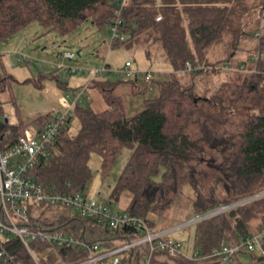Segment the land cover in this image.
I'll return each mask as SVG.
<instances>
[{
	"label": "trees",
	"instance_id": "1",
	"mask_svg": "<svg viewBox=\"0 0 264 264\" xmlns=\"http://www.w3.org/2000/svg\"><path fill=\"white\" fill-rule=\"evenodd\" d=\"M262 7L264 0H127L124 5L122 0H0V45L34 22L67 37L87 21L103 29L120 19L123 39H113L112 47L144 44L149 56L153 50L161 51L174 68L169 77L154 78L153 87L141 84L142 74L128 77L138 92H158L133 115L127 114L121 98L110 97L115 86L100 82L106 88L108 108L95 111L77 103L26 177L48 192H87L94 180L92 157L102 159L100 173L105 180L128 149L127 163L106 204L119 202L129 191L124 212L143 219L150 228L151 215H164L187 186L195 195L191 216L263 193L264 19L257 16ZM228 39L233 48L253 39L257 45L252 54L231 58L220 68L209 53ZM235 55L236 51L230 57ZM188 62L195 70H187ZM255 67L257 72L248 71ZM222 72L211 94L198 92L199 78ZM45 76L40 73V79ZM7 78L2 71L0 91ZM58 115L53 111L39 115L34 120L37 131ZM74 118L78 129L72 134ZM27 129V123L2 120V145H16ZM25 205L35 224L63 229L103 248L143 236L136 227L114 229L104 220L71 215L64 206L34 201ZM45 206L52 212H39ZM262 230L264 196L195 223L192 255L159 252L155 264H220L221 257L213 255L216 250ZM34 247L41 264H55L60 256L75 262L81 253L78 245L51 249L35 243ZM149 248L142 245L123 255L122 264H143ZM0 253V264H36L14 235H0ZM245 256L253 255L241 249L232 263L264 264L259 252L251 260Z\"/></svg>",
	"mask_w": 264,
	"mask_h": 264
},
{
	"label": "rangeland",
	"instance_id": "2",
	"mask_svg": "<svg viewBox=\"0 0 264 264\" xmlns=\"http://www.w3.org/2000/svg\"><path fill=\"white\" fill-rule=\"evenodd\" d=\"M257 12L259 19H264V7L258 9ZM244 44L241 42L233 48L228 39L210 50V61L224 68L229 59L234 60L252 54L255 51L257 40L246 41ZM234 51L236 55L230 57ZM0 52L2 54L0 69L8 77L6 85L0 91V103L4 114L7 115L11 124L27 123L34 133L37 131L34 120L49 111L66 113L72 106L76 91L84 92L80 102L83 105L95 111L108 108L103 95L106 88L100 83L103 81H108L110 85L115 86L110 97L121 98L128 115L142 110L144 100L156 96L158 92L154 89L138 92L128 81V75L120 74V70L126 67L127 61L132 63V71L142 73L152 71L157 80L167 78L170 73L174 72L173 66L164 53L153 50L152 55L149 56L144 44L123 43L112 47L110 28L101 29L91 20L85 22L67 37L48 32L41 24L34 22L3 42L0 45ZM66 52L74 53L75 57L65 58L63 55ZM18 55L21 57L20 61H18ZM106 65H109L112 71L97 72V70H103ZM73 68L82 71H72ZM41 72L47 76L40 79ZM222 76H224L223 72L217 75L209 74L203 81L199 78L198 92L211 94L220 83ZM140 81L141 84H149L150 87L154 85H150V82L146 83L143 75ZM109 84L105 83L106 86ZM77 129L78 121L74 118L71 127L72 134H75ZM129 154L128 149L123 151L111 175L105 180L101 173H98V168L92 165L94 180L88 191L100 202L106 204L109 200ZM160 177L161 175H158L157 179H161ZM186 189H191L194 193L189 186ZM130 198L131 193L125 191L119 202L112 200L109 206L115 212H124ZM41 210L47 214L52 212L48 206L40 209L39 212ZM70 214L73 215L75 212L70 211ZM194 225L179 230L180 233H178L183 243L182 252L188 256L192 255L193 251Z\"/></svg>",
	"mask_w": 264,
	"mask_h": 264
},
{
	"label": "built area",
	"instance_id": "3",
	"mask_svg": "<svg viewBox=\"0 0 264 264\" xmlns=\"http://www.w3.org/2000/svg\"><path fill=\"white\" fill-rule=\"evenodd\" d=\"M126 3L127 0H122V5ZM160 19L161 17H158V20ZM121 23L122 21L117 19L110 27L112 40L116 38L123 39L119 31ZM63 56L72 59L75 54L66 52ZM17 58L18 61L21 60L20 55ZM131 66L132 63L127 61L126 67L120 70V74L134 77L136 73H139L148 82L154 80L155 75L152 71L145 73L132 71ZM109 69L111 70V68L107 69L105 67L103 70H97V72L101 73ZM187 70H195L190 62L187 63ZM72 71L81 72L82 70L73 68ZM248 71L257 72V68ZM1 75L2 70L0 69V77ZM83 95V91H76L72 106L66 113H59L57 118L48 122L40 131L34 133L27 129L16 145L5 147L0 140V235L9 234L18 237L28 249L36 264H41V261L35 250V243L45 245V247L51 249L69 248L72 245L79 246L78 249L81 252L79 260L68 262L66 258L60 256L55 264H122L123 255L133 252L142 245H149L150 247L144 257L143 264H155L159 252H167L170 255L183 253L182 242L168 236L170 230L153 231L143 219L130 216L125 212L113 211L110 206L91 196L88 191L48 192L41 184L26 177L29 168L36 163L41 154L45 153L46 145L56 137L67 117L72 114L73 107L81 102V96ZM7 118V115L1 109L0 103V122ZM263 196L264 192L232 204L222 205L207 213L192 216L176 226L175 229L186 228L201 220L221 214ZM29 201L64 206L81 217L104 220L114 229L133 226L141 230L143 236L126 241L113 248H103L96 242H89L85 237L69 234L63 229L57 227L46 229L35 224L25 205ZM241 249L247 250L253 256L258 252L264 255V230L258 234L248 235L238 243L228 242L221 249L216 250L213 255L221 257L220 264H229L233 262L236 253ZM0 256H2V253H0Z\"/></svg>",
	"mask_w": 264,
	"mask_h": 264
},
{
	"label": "crops",
	"instance_id": "4",
	"mask_svg": "<svg viewBox=\"0 0 264 264\" xmlns=\"http://www.w3.org/2000/svg\"><path fill=\"white\" fill-rule=\"evenodd\" d=\"M1 109L3 111L2 105H1ZM101 164H102V159L99 156L94 155L91 159V165L93 166L95 165L98 168V173H100L101 171ZM184 190L185 191H183V194L177 199L175 203H173L166 210L164 215L162 216L151 215V220H152L151 229L153 231H159L162 229L170 230L168 236L181 241V239L178 237V233H180L179 230H183L184 228L175 229V227L178 226L180 223L192 217L191 216L192 202L195 196L191 189H186L185 187ZM252 257L253 256H245L244 258L251 260ZM231 264H234V263H231Z\"/></svg>",
	"mask_w": 264,
	"mask_h": 264
},
{
	"label": "water",
	"instance_id": "5",
	"mask_svg": "<svg viewBox=\"0 0 264 264\" xmlns=\"http://www.w3.org/2000/svg\"><path fill=\"white\" fill-rule=\"evenodd\" d=\"M78 53H80V52H78Z\"/></svg>",
	"mask_w": 264,
	"mask_h": 264
},
{
	"label": "bare ground",
	"instance_id": "6",
	"mask_svg": "<svg viewBox=\"0 0 264 264\" xmlns=\"http://www.w3.org/2000/svg\"><path fill=\"white\" fill-rule=\"evenodd\" d=\"M9 238V237H8Z\"/></svg>",
	"mask_w": 264,
	"mask_h": 264
}]
</instances>
